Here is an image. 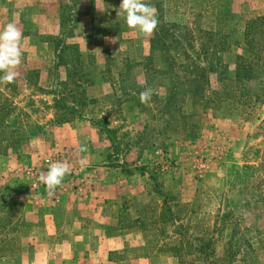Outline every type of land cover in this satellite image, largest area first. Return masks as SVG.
Returning <instances> with one entry per match:
<instances>
[{"label": "rangeland", "instance_id": "1", "mask_svg": "<svg viewBox=\"0 0 264 264\" xmlns=\"http://www.w3.org/2000/svg\"><path fill=\"white\" fill-rule=\"evenodd\" d=\"M46 2L58 9L55 18L50 17L51 30L39 33L36 25L27 23L39 49L19 66L28 68V62L45 60L48 69L42 74L28 70L10 84L0 82V201L14 203L10 210L14 225L23 221L21 229L28 227L24 205L16 202L18 181L24 177L10 167L30 164L24 147L37 137L49 139L45 145L52 142L47 120L51 115L54 119L55 112L49 91L59 88L52 71L57 46L63 48L64 63L56 72L66 83L57 99L74 105L81 99L78 88L86 85L82 109L117 130L114 143H119V150L110 147L104 132L92 127L98 143H107L106 151L115 163L119 158L132 173L146 174L140 176L145 194L127 199L120 227L139 230L151 247L160 246L168 254L176 247L180 264H204L190 247L194 237L222 227L216 243L221 256L230 235L239 230L247 241L228 260L264 264V117L260 118L264 113V16L246 20L245 0H148L159 24L152 34L144 35L126 26L119 14L121 0ZM84 16L90 18V33L83 30ZM256 19L255 25H248ZM43 39L46 46L40 43ZM201 50L208 59L220 56L228 73L190 75L187 67L195 69L190 57L201 59ZM237 67L241 81L231 76ZM68 70L73 78L67 77ZM249 72L252 77L247 79ZM77 76L83 82L73 87ZM70 88L74 92L68 94ZM145 88L152 89L146 104L139 100ZM183 89L200 94L194 97ZM39 149L34 151L35 160L40 159ZM6 181L15 182L14 188ZM231 214L235 217L222 226ZM240 217L241 226H235ZM6 234L18 240L13 230ZM21 244L19 237L22 254ZM233 245L232 249L237 247Z\"/></svg>", "mask_w": 264, "mask_h": 264}, {"label": "crops", "instance_id": "2", "mask_svg": "<svg viewBox=\"0 0 264 264\" xmlns=\"http://www.w3.org/2000/svg\"><path fill=\"white\" fill-rule=\"evenodd\" d=\"M245 1L246 20L264 16V0ZM50 8L46 0H0V28L14 22L23 33L22 60L28 61L31 53L39 49L32 42L27 23L36 25L39 33L50 32V17L58 13V9ZM83 20L84 32L90 33V18L84 16ZM78 34L80 37L82 33ZM40 43L46 46L47 42L43 39ZM18 68L17 75L24 76L28 70H40L42 74L48 65L42 60L28 62V68ZM263 117L264 113L260 118ZM52 118L51 115L47 120L52 142L45 145L49 139L37 137L24 147L31 156L30 164L10 167L24 177L18 181L16 202L24 205L28 224L18 232L23 253L15 264H180L160 246L151 247L139 230H125L119 225L127 199H139L145 194L140 176L146 174L126 173L110 166L107 143H98L88 121L74 119L54 124ZM82 145L85 152L79 151ZM39 146L40 161L34 159ZM50 158L71 168L52 194L39 181V174L49 167L45 161ZM13 183L6 181L11 189Z\"/></svg>", "mask_w": 264, "mask_h": 264}, {"label": "trees", "instance_id": "3", "mask_svg": "<svg viewBox=\"0 0 264 264\" xmlns=\"http://www.w3.org/2000/svg\"><path fill=\"white\" fill-rule=\"evenodd\" d=\"M251 22L252 23H248V25L253 26L256 24L257 19L252 20ZM171 26H172V28H175V25L172 24ZM172 33L174 35V32H172ZM68 34H70V33L68 32ZM59 41L60 40L58 39L57 42H59ZM176 42H177V44L179 43V41H177V40H176ZM205 49L207 51L209 50L206 47H205ZM62 51H63V48L59 49L56 46L55 51H54L56 60L54 62V67L52 69L53 74H54V79H56L55 84H58L59 88L57 90L53 89V90L49 91V93L52 94L53 98H54V107H55L54 124H62V123H65L67 121H71L74 119L86 120L91 124L92 127H98L99 132H104L106 134L107 139H109L111 141L110 147H114L115 150L118 151L119 150V143L118 144L114 143L117 130L114 128H110L108 126L107 120H105L104 118L95 119V118L89 116V114L82 109L83 106L86 105V103L84 104L85 97H83V92H84V88L86 87V85H85V87H82L81 89L78 88V92L80 94L81 99H79L77 101V103L74 105L66 104L65 100L63 98L57 99V98H59V96L62 94V91L64 90L63 88L61 89V87L63 85L64 86L66 85L65 82H63L59 79V74H58V72H56L57 67L64 63L63 59L61 58V52ZM201 51H202L201 52L202 53L201 59L199 56L194 58V59H191V57H190V61H191V63L194 64V68H195L193 71V67H191V66H189L190 68L187 67L188 70L191 69L189 72L190 75H193L194 72H200L201 75H199V77L204 78V72H208V74L209 73H215V74H220V75H222V74L224 75V74L228 73L227 65L222 61L220 56H218L216 59H210V58L208 59L207 53H204L203 50H201ZM201 63L203 64V66L200 65ZM241 72L242 71H240V69L237 67L236 70L234 71V74L231 75L233 77V80L241 81V78L243 77ZM67 77L73 78V74H71L69 72V70L67 71ZM251 77H252V75L249 72V75H247L246 78L249 79ZM72 82H73V87H80L81 86L80 84L83 81L81 80V77L77 76L76 78L73 79ZM169 91L173 92L175 90L170 89ZM189 91L192 92L193 96L200 94L199 92H195L196 90L194 91L192 89H188V90L183 89L184 93H187ZM73 92H74L73 88H70L67 93L71 94ZM200 92L203 96H205L203 91H200ZM75 93H77V91H75ZM205 105L207 106L206 103L204 104V106ZM57 111L62 112L60 116L57 114L58 113ZM63 111H65L66 114ZM181 112H182L183 118L187 117V114H185L183 111H181ZM171 117L172 116H170V118ZM169 120H171V119H169ZM166 125H168L167 122H166ZM111 154L112 153H110V152H108V154H107L108 164L110 166H117V167H120L123 171H126V173H132V171H130L126 168V166H127L126 162H124L123 160H119V158H118L117 163H115L114 162L115 159H114V157H111ZM148 176L150 179L153 178L152 173H150ZM165 202H167V200L163 199L162 204H165ZM13 204H14L13 202L7 203L6 201H0V264H15V263H17L18 259L20 258V255H21L20 250H18V247H17V245L19 244V237L17 240V237L9 238L6 234V231L8 229H11L16 234H18V232L21 229V224L24 223L23 221L21 223L16 222L14 225V223L12 222L13 219H12L10 210L13 209V206H14ZM141 212L142 211H140V214H141ZM152 213H154V212L152 211L151 214ZM161 214L164 216V214L162 212H161ZM231 217H235V214L228 215L227 218H224L223 222H222V226H226V222L230 221V220H228V218L230 219ZM178 219L179 218L177 217L174 220L177 221ZM140 220H141V217L139 216L137 221H140ZM151 220H152V223L155 222V219L151 218ZM241 220H242V217L238 218V220H236L235 226H241V223H238ZM215 229H216L215 232H211V231H210V233L205 232L202 235H198L197 237H194L192 239L193 242L191 243L190 247L193 249V251L200 254L204 264H220V261H224V260H225V262L227 261V264H232L235 261V259L237 260V258H232L231 260H228V259H230L231 257H234L236 254L239 253V251H238L239 248L241 246H243V243L247 241L246 238H248V237H246V234H244V232L239 231V230L237 231V234H234V233L231 234L230 238L226 241L222 255L219 256L216 252V243L220 239V232L222 230V227L219 229L217 227ZM160 232H163V231L160 229ZM238 233H240V234H238ZM17 241H18V244H17ZM194 241L197 243L194 244ZM239 241H241V243H239ZM233 244H235V245L237 244V247L232 249V246H234ZM174 248L176 249V247H172L173 251H171V253L174 256H179L176 251L174 252ZM181 262H183V260Z\"/></svg>", "mask_w": 264, "mask_h": 264}, {"label": "clouds", "instance_id": "4", "mask_svg": "<svg viewBox=\"0 0 264 264\" xmlns=\"http://www.w3.org/2000/svg\"><path fill=\"white\" fill-rule=\"evenodd\" d=\"M119 8L121 9L119 14L123 16L126 26L137 33L150 35L159 24L156 9L148 0H121ZM23 38L22 31L14 22H8L0 28V82L10 84L15 81L17 76L15 69L22 63ZM151 97V88H145L139 93L141 103H148ZM86 150L83 145L79 148L80 152ZM70 171L71 168L67 163L53 162L47 171L39 174V181L46 186L49 194H52Z\"/></svg>", "mask_w": 264, "mask_h": 264}]
</instances>
